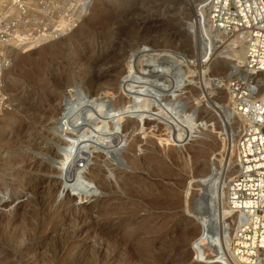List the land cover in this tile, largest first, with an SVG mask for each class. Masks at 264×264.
<instances>
[{
	"label": "rangeland",
	"instance_id": "1",
	"mask_svg": "<svg viewBox=\"0 0 264 264\" xmlns=\"http://www.w3.org/2000/svg\"><path fill=\"white\" fill-rule=\"evenodd\" d=\"M202 1L34 0L38 13L31 10L32 3L19 6L20 14L13 13L14 3L10 14L0 11V90L5 99L0 118L9 116L8 123L0 120V185L5 188L0 191V264H141L130 255L140 250L152 252L150 261L155 257L160 264H206L210 253L216 257L210 264H233L222 259L228 241L213 244L196 236L210 228L197 213L200 209L202 215L219 218L215 227H231V212L223 204L225 188L218 182L195 188L193 197L207 200L204 209L199 204L186 208L184 202L186 187L197 175L183 172L181 159L194 157V149L206 150L197 166L215 164L211 169L222 183L232 178L237 164L239 128L227 118L230 103L220 91L208 93L209 88L195 82L199 71L208 76L213 65L215 77L232 71L231 65L239 68L243 47L233 39L201 63L198 58L206 50L190 32L197 30L196 10ZM18 15L20 22L14 18ZM7 26L12 32L1 34ZM50 31L57 33L51 37ZM128 67L132 87L145 89L151 105L143 111L122 103L119 114L107 107L102 115L103 109L96 108L98 90L112 87ZM121 81L119 89L124 86L130 94ZM183 81L177 96L169 99L170 87ZM94 119L99 122L90 126ZM132 141L134 157L141 161L154 155L171 173L157 177L127 167L118 150ZM167 151L181 156L168 159ZM49 153L55 155L51 161ZM90 166L108 192L88 183ZM118 168L132 172L134 183L153 184L145 200L114 193ZM80 169L83 177L76 179ZM108 212L121 213L122 220ZM78 214L84 220L75 222ZM13 215L20 219L10 222Z\"/></svg>",
	"mask_w": 264,
	"mask_h": 264
},
{
	"label": "built area",
	"instance_id": "2",
	"mask_svg": "<svg viewBox=\"0 0 264 264\" xmlns=\"http://www.w3.org/2000/svg\"><path fill=\"white\" fill-rule=\"evenodd\" d=\"M196 23L197 30L190 27V33L206 50L201 63L233 39L243 47L242 65L223 81L243 123L237 143L239 171L228 184L227 200L234 215L245 216L232 240L234 256L240 264H264V0H203ZM12 29L7 26L1 34ZM4 108L0 90V115Z\"/></svg>",
	"mask_w": 264,
	"mask_h": 264
},
{
	"label": "bare ground",
	"instance_id": "3",
	"mask_svg": "<svg viewBox=\"0 0 264 264\" xmlns=\"http://www.w3.org/2000/svg\"><path fill=\"white\" fill-rule=\"evenodd\" d=\"M1 1V0H0ZM52 2V1H51ZM69 2V1H67ZM13 3L15 4V8H12L13 6ZM24 3H32L31 6V10L34 11H37L39 10V6H38V3H34V0H2L0 2V11H3L4 14L6 13V15L10 14L11 12V8L14 9L13 13H17V14H20L19 13V10H18V7L19 6H22V4ZM81 3V2H80ZM46 4V3H45ZM30 6V7H31ZM29 7V6H27ZM47 7V6H46ZM21 8V7H20ZM45 8V7H44ZM22 9V8H21ZM37 9V10H36ZM42 10V9H41ZM18 11V12H17ZM32 11V12H33ZM9 12V13H8ZM23 12V11H22ZM41 12V11H40ZM38 13V11H37ZM46 13V12H45ZM45 13H39V14H45ZM31 14V13H30ZM28 15V14H27ZM37 15V14H36ZM31 16L33 17V14H31ZM44 16V15H43ZM15 19H17L19 22L21 21V18L19 17V15L17 17H14ZM56 19V18H55ZM54 21V20H53ZM58 21V20H56ZM17 26V25H16ZM16 28V27H15ZM52 29V28H51ZM58 30H56L57 32L59 31L60 33L63 31L62 29L60 28H57ZM16 30V29H15ZM56 31H50L49 34H51V37L53 34L57 33ZM12 32V31H11ZM63 33V32H62ZM59 34V33H58ZM54 36V35H53ZM14 41V40H12ZM15 42V41H14ZM18 42V41H17ZM23 42H20L19 41V44L22 45ZM1 49V47H0ZM22 49V48H20ZM4 49L2 48L0 53H3ZM243 54V53H242ZM204 55H200L199 56V60L201 59H204ZM208 60V59H207ZM206 60V61H207ZM0 61H1V58H0ZM202 65V64H201ZM201 65H199V67H201ZM231 65V64H230ZM130 66V65H129ZM215 65H213V68L211 67L209 69V72H208V76H204L203 72L199 71L200 73L198 74V76H196L197 80L195 82V84L197 83V85L201 88V89H208V93H212V92H215V91H220L224 97L228 100V102L230 103L229 106V110H227V113H228V119L229 121L230 120H236L235 123L238 125L237 128H239V135L236 136L237 137V141H236V153H237V143H238V140L239 138L241 137V134H242V119H241V116L235 111L234 107H233V101L231 99V94L229 92L226 91V84L224 85L223 81L224 80H228L229 76H228V72L225 73V76L223 77H215ZM233 71H236L238 70V66L237 65H231L230 67ZM217 69V68H216ZM231 71V70H230ZM229 71V72H230ZM154 73V72H153ZM158 73V72H157ZM161 73V72H160ZM159 73V74H160ZM158 74V75H159ZM149 75V74H148ZM154 75V74H152ZM157 75V74H156ZM194 75V74H193ZM130 78H131V71L129 69V67L123 71V73H120L116 76V79L112 82V87H108V88H103L102 87L98 90L100 93V96H99V99L97 101V104H98V108L99 111H101L103 109V112L101 111V114L102 115H105L107 113V107H109L108 109L110 111H114L116 112L115 114H119L118 112H121L122 108L120 107L121 104L123 103L124 106L128 105L131 107V109H140L144 111V109H146V107L149 106V104L151 105V99L149 98V93L147 94L146 90L145 89H134L130 83ZM148 78L147 75L145 76H142L141 79H146ZM96 79V78H95ZM94 79V80H95ZM122 79H126L125 81H121L122 84L126 85L127 88H129L130 90V94H127L126 93V90L124 88V86H120V89L118 87L119 83H118V80ZM189 78H186V80H188ZM185 80V81H186ZM185 81L183 82H180V83H175L172 87H170L169 89V92L170 94L173 93L172 96H169L168 98L170 99L171 97H176L174 95L175 92L179 91L182 89V86L183 84L185 83ZM125 82V83H124ZM171 84V83H170ZM147 85V84H146ZM89 86V85H88ZM111 86V84L109 85ZM149 86V85H148ZM185 87V86H184ZM96 88V87H95ZM126 88V89H127ZM97 92V91H96ZM98 92V93H99ZM97 94V93H96ZM176 94V93H175ZM196 96V95H195ZM116 99V100H115ZM115 100V101H114ZM173 100V99H172ZM82 102H78L77 106H80ZM74 104V103H73ZM132 104V105H131ZM76 105V103H75ZM123 106V105H122ZM152 107V106H151ZM194 108V107H193ZM124 109V108H123ZM171 109V108H170ZM108 110V111H109ZM154 110V109H153ZM165 110V109H164ZM163 111V109H162ZM160 110V112H162ZM156 113L158 112L159 113V110H156L155 111ZM5 113V112H4ZM140 113V112H139ZM95 114V113H94ZM6 115V114H4ZM3 115V117H4ZM139 115V114H138ZM157 115V114H156ZM155 115V116H156ZM121 116V115H120ZM164 116V115H163ZM9 117V116H8ZM8 117H5L3 120L0 118V120L3 121V123H6L8 121ZM108 118V117H107ZM100 119V118H99ZM99 119H94L90 122V126L91 124H94L96 122H99ZM122 119H120L121 121ZM179 120V119H178ZM190 120V119H189ZM184 121H185V118H184ZM113 122V121H112ZM150 121H147L145 120V124L146 123H149ZM183 122V121H182ZM8 123V122H7ZM89 123V121H88ZM87 123V125H88ZM115 123V122H114ZM179 123H181V120L179 121ZM117 124V123H116ZM101 125V123H100ZM110 125V124H109ZM113 125V124H112ZM229 125V124H227ZM233 125V124H232ZM105 126V125H104ZM231 126V125H230ZM230 126H228L229 129ZM106 127V126H105ZM104 127V129H105ZM111 127V126H110ZM108 128V127H107ZM110 129V128H109ZM238 132V131H237ZM231 133V132H230ZM62 134L64 136V134H67V127H64L63 128V131H62ZM238 134V133H237ZM60 135V134H59ZM69 135V134H68ZM175 137V136H174ZM228 137H231V135L229 134ZM2 141V140H0ZM125 143V142H124ZM48 144V143H47ZM147 145V144H146ZM184 145H188L187 143H184ZM67 146V145H66ZM173 146H176V145H173ZM137 147V146H136ZM172 147V146H171ZM178 148L181 147V146H177ZM60 148V147H59ZM166 148V147H165ZM36 149V148H35ZM145 149L148 151V152H152L153 150L152 149H149L147 146L145 147ZM39 150V149H38ZM65 150V149H64ZM114 150H117V149H114ZM134 150H135V144L132 142L130 143H127L126 145V148H124L123 150H118L119 152V157L121 158V160L125 163V165L131 169H134V170H143L145 172H147L148 174H153L157 177H162V176H168V173H171L167 168H164L163 165H161V161L159 162L156 157L154 155H146L143 157V159H140L141 161H139V158L137 159L136 157L133 156L134 154ZM175 150V149H174ZM182 150V149H181ZM186 150V149H185ZM58 151V150H57ZM61 151V150H60ZM56 152V151H55ZM180 152V150H179ZM177 153L178 156H176V151L173 152V151H167L165 152V156L168 158V159H172V158H179L181 155V153ZM62 153V152H61ZM117 153V152H116ZM175 153V154H174ZM205 153H206V150H202V149H199V150H195L194 149V157L192 158H183L181 159V162H183L182 164V170L183 172H185L186 174H191L192 175H197L194 180H192L193 178H191V181L188 183L187 187H186V190H185V195H184V202H185V206L186 208H189V206H196L197 204H199L200 207H204L206 206L207 204V200H201L200 199V196L198 194V196L193 197V191L194 189L196 188V190L198 191L200 185L203 186H207L208 184H217L218 182V185L220 183V186L225 188V195H224V206L226 207V209H228V212H231V214L229 215V217H231V227L228 228L227 226H225V228H221L216 226L215 227V223H218L219 222V218L216 217V216H205V215H202V210H198L197 213H200L199 216L204 220V223L205 224H208L210 225V228L208 230H203L202 232H198L197 231V234L196 236H198V238L200 239H206V241H210L211 243L213 244H217V243H220V242H226L228 241V243H230V248L229 250L224 254V256H222V259H226V260H230V263H233V264H240L239 261L236 259V257L234 256L233 254V251H232V240L236 234V230L241 226L243 225L244 223V220H245V216L240 214L238 216L234 215L233 211L230 209L229 207V204H228V200H227V187H228V184L229 182L232 180L233 176L236 175L239 171V167H238V153H237V164L236 166H234L233 169H235L236 167V170H234V172L232 173L233 176L232 178L230 179H227L224 183L223 180H217L215 178V172L213 171V168L215 166V164H211L208 162L207 166L206 164H201L198 165V166H201L202 165V168H198L197 166V163H198V160L199 158H204L205 157ZM51 155V158H50V161L53 160L55 158V155H53V153H49ZM48 154V155H49ZM111 155V152L109 153ZM118 154V153H117ZM47 155V156H48ZM84 155V153L82 154V156ZM114 155V154H113ZM57 156V155H56ZM49 157V156H48ZM63 157V156H62ZM65 157V156H64ZM100 157V156H99ZM215 157V156H214ZM213 157V159H214ZM49 159V158H48ZM160 159V157H159ZM7 160V159H6ZM65 160V159H64ZM59 161V160H58ZM99 162V161H98ZM50 163V162H49ZM52 163V162H51ZM54 163V162H53ZM85 163V162H84ZM64 165V164H63ZM39 166V165H38ZM75 165H73L74 167ZM37 167V166H36ZM69 167V166H67ZM113 167V166H112ZM180 167V166H179ZM71 168V167H70ZM69 168V169H70ZM38 169V168H37ZM61 169V168H60ZM67 169V168H66ZM200 169V170H199ZM50 170V169H48ZM68 170V169H67ZM74 170V169H73ZM76 170V169H75ZM89 173L87 175V179H88V183L89 184H92L95 186L96 189H98L101 193H105V192H108V186L106 185V183L103 182L102 178H101V175L100 173L98 172V170L93 167V166H90L89 167ZM81 169L78 171V172H75L74 173V176L76 177V179H81L82 174H81ZM117 173H118V180H117V176L115 177L116 179V183L118 185V188L117 190L115 189L114 190V193L115 194H124L125 197L127 199H134L135 201L138 200V201H141L142 199H144V195L148 192V190H151L152 187H153V184H149V183H145L144 181H142L141 183L136 182L134 183V181H132V179H135V176L134 174L131 172H127V170H121L120 168L116 169ZM130 171V170H129ZM83 172V171H82ZM86 172V171H85ZM85 174V173H83ZM103 174V173H102ZM231 175V174H230ZM12 177H14L12 175ZM104 177V176H103ZM194 177V176H193ZM121 178V179H120ZM216 179V180H215ZM141 181V180H140ZM178 182V181H177ZM180 183V182H179ZM134 184H136L135 186L136 187H133ZM180 186V185H179ZM85 187L86 188H89L88 185L85 184ZM5 189L3 187V185H0V191ZM110 189V188H109ZM178 191V190H177ZM110 192V191H109ZM220 196V195H219ZM126 199V200H127ZM150 200V199H149ZM183 200V199H182ZM52 201V200H51ZM122 201V200H121ZM142 202V201H141ZM148 204V206L152 207L154 206V202L153 203H150V202H146ZM124 205V204H123ZM131 206L134 208V207H137L135 206L133 203H131ZM111 207V206H110ZM115 209V208H114ZM106 210V209H105ZM38 211V210H37ZM121 211V210H120ZM144 211V210H143ZM102 212V211H101ZM100 212V213H101ZM105 212V211H104ZM129 212L131 213V211L129 210ZM113 214H115L116 217V220H122V218H120L119 214L121 213H115V212H112ZM112 213H107L108 215H111ZM102 215V214H101ZM107 216V215H106ZM18 216L16 215H13V217H11V219L9 220L10 222H13L14 220L16 219H20V218H17ZM217 218V219H216ZM23 221L22 223L25 224V226L28 224L29 225V222H27L25 219L21 218ZM80 219H83V216L80 217V215L78 214V216H75L74 217V220L75 222L76 221H79ZM129 219V218H127ZM84 220V219H83ZM130 220V219H129ZM226 219H224L225 221ZM21 220H18V222H20ZM5 222V221H4ZM223 222V221H222ZM22 224V225H23ZM10 225V224H9ZM16 225V224H15ZM18 225H21L18 223ZM27 225V226H28ZM14 227V225H12ZM30 226V225H29ZM21 227H24V226H21ZM31 227V226H30ZM97 227V226H96ZM224 227V226H222ZM16 228H18L16 226ZM32 228V227H31ZM20 229V228H19ZM216 229V230H215ZM12 230V228H11ZM9 230V233L10 231ZM14 230V229H13ZM22 230V229H21ZM29 230V228H28ZM214 231V232H213ZM15 232V230H14ZM14 232H13V236H14ZM25 231H23L24 233ZM107 233V232H106ZM12 234V233H11ZM19 235V232L17 233ZM22 234V233H21ZM17 235V236H18ZM24 235V234H22ZM27 235V234H25ZM105 235V234H103ZM107 235V234H106ZM3 236V235H1ZM7 236V234H6ZM15 236V238L17 237ZM109 237V234L107 235ZM196 236L194 237V239H196ZM5 238V237H4ZM22 238V236H21ZM20 238V239H21ZM19 239V238H18ZM23 239V238H22ZM114 239V238H113ZM8 240V239H7ZM11 241H13L11 239ZM15 241V240H14ZM111 241V240H110ZM21 242V241H19ZM112 242V241H111ZM111 242H110V245H111ZM121 242V241H120ZM119 242V243H120ZM125 242V241H124ZM109 243V242H108ZM114 243V241H113ZM124 243H122L121 245H123ZM120 245V246H121ZM123 247V246H122ZM125 247V246H124ZM123 247V248H124ZM127 247V246H126ZM15 248V247H14ZM119 249H122L120 247H118ZM121 251V250H120ZM129 251V249H128ZM123 252V250H122ZM131 252V250L129 251V253ZM121 253V252H120ZM151 253L152 252H149L148 250H140V251H136L135 253L132 252V254L130 253L131 256L135 257L136 260H140L142 263L141 264H160L159 260L155 257H153V260L150 261L151 259ZM119 254V251L117 253V255ZM81 255V254H80ZM116 255V256H117ZM122 255V254H121ZM127 255V254H126ZM210 257H208V262L206 264H210V262L214 261L216 257H214L215 255L210 253L209 254ZM130 257V256H129ZM53 258V257H52ZM84 258V257H83ZM89 258V257H88ZM119 258V257H117ZM134 259V258H133ZM132 259V260H133ZM221 259V258H220ZM124 260V259H123ZM44 261V259H43ZM105 261V260H104ZM120 261V259H119ZM118 261V262H119ZM232 261V262H231ZM92 262V261H91ZM126 262V261H125ZM124 262V263H125ZM128 262V261H127ZM130 262V261H129ZM133 262V261H132ZM63 263V262H62ZM140 263V262H139Z\"/></svg>",
	"mask_w": 264,
	"mask_h": 264
}]
</instances>
